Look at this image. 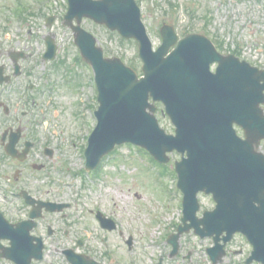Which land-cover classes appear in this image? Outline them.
<instances>
[{
    "label": "rangeland",
    "instance_id": "obj_1",
    "mask_svg": "<svg viewBox=\"0 0 264 264\" xmlns=\"http://www.w3.org/2000/svg\"><path fill=\"white\" fill-rule=\"evenodd\" d=\"M51 1L0 0V43L3 47L0 59L9 66L12 53L30 55L19 61L24 85L17 90L15 101L19 104V97H24L28 108H31L28 126L31 137L39 140L37 150L46 141L54 156L46 164L44 172L35 174L36 178L31 171L25 170L21 182L25 183L28 177L31 186L38 189L35 195L71 205L64 212L65 216L55 214L46 217V223L56 231L55 246L60 250L76 247L79 253L103 264H158L161 259L163 264H212L206 253L212 241L200 240L193 233L182 237L178 257L169 258L171 248L167 239L175 233L182 216L181 202L174 190L177 181L170 176L172 167L168 172L153 163L146 153L124 145L116 154L106 157L94 183L86 176L72 179L68 175L69 168L77 172L84 169L81 149L90 133L84 122L90 127L94 124L93 112L86 106L98 109V93L93 84L92 69L86 67L82 59L79 60L81 57L74 35L63 25L67 0ZM138 2L156 48L161 44L160 28L165 23L174 25L181 35L187 31V34H200L221 43L220 49L224 54L239 50V57L264 68V0ZM49 17L55 18L53 25H48ZM83 27L98 38L107 57L120 58L139 74L142 73L135 41L122 39L117 33L90 20H85ZM49 35L58 45V54L55 61L44 62L45 38ZM45 68L48 78L44 77ZM47 82L54 86L52 94ZM19 91L21 95H18ZM78 113L82 117L85 114V121ZM157 116L162 127L173 134L174 127L168 117L162 112ZM261 151L264 152V142ZM34 153L33 159L41 163L37 151ZM171 157L170 164L180 160L179 155ZM9 166L7 162L3 170ZM9 175L13 179V172ZM39 176L41 179L37 180ZM59 183H70V186L61 188ZM201 204L203 209L214 208L212 198L205 195L201 196ZM94 209H100L116 221L118 230H102L92 214ZM130 237L134 241L131 250L126 243ZM78 238L83 239L81 247H77ZM251 252L248 242L237 236L227 247L224 261L219 264H244ZM55 261L67 264L60 258Z\"/></svg>",
    "mask_w": 264,
    "mask_h": 264
},
{
    "label": "water",
    "instance_id": "obj_2",
    "mask_svg": "<svg viewBox=\"0 0 264 264\" xmlns=\"http://www.w3.org/2000/svg\"><path fill=\"white\" fill-rule=\"evenodd\" d=\"M69 1L68 25L75 18L80 25L88 17L126 38H136L145 63V78L139 80L119 59H104L92 35L80 26L72 27L77 46L96 72L100 91L99 125L87 152L89 164L95 166L116 144L125 142L146 148L161 162L168 161L166 152L173 149L187 152L188 159L177 164L185 194L184 221L195 218L198 192L213 194L217 208L206 213L199 224L208 234L226 232V240L235 232L244 233L264 262V155L257 152L264 139L260 109L264 72L219 57L221 68L211 76L214 48L196 35L181 41L166 58L177 39L172 28L162 30L164 46L154 53L134 0ZM48 45L54 56L56 47L52 41ZM150 97L166 105L177 127L176 137L166 136L154 116L147 113V109L155 110L148 103ZM234 123L245 129V141L237 137ZM174 245L177 248L176 241Z\"/></svg>",
    "mask_w": 264,
    "mask_h": 264
},
{
    "label": "flooded vegetation",
    "instance_id": "obj_3",
    "mask_svg": "<svg viewBox=\"0 0 264 264\" xmlns=\"http://www.w3.org/2000/svg\"><path fill=\"white\" fill-rule=\"evenodd\" d=\"M0 49H3L1 43ZM2 55L3 53L0 52V57ZM11 57H13V53L11 54ZM11 61H13L12 58ZM0 68H3V73L0 74V179L6 185L9 184L11 190L10 194L12 195V197H10L11 201L13 198H18L23 203L24 207L17 209V219L12 220L13 223H16L21 221L20 216L25 208H28V216L30 215L31 208L27 206L25 207V201L22 198L24 192H28L32 196H35L36 199L42 200L41 195H35V192L38 189L31 186L28 177L26 178L25 183L21 182L23 179L22 177L24 176V171H31V175L35 176V174H37L35 166L41 165L44 169H46L47 166L41 163L38 164V162L33 159L37 142L29 133L30 128L28 125L30 124L29 119L31 110L28 108V102L24 101L22 97H19V104L15 101L18 92L17 90H21L24 85L22 79L23 74L16 75L15 64L12 65L11 71L8 68V64L2 62L1 59ZM19 94L21 95V91H19L18 95ZM12 144H16L17 159L12 158L7 153V146ZM7 162H9L10 166L7 168L6 173L3 169L6 167ZM13 166L17 167L14 168ZM9 172H13V179L9 175ZM39 193L41 194L40 190ZM12 203L13 202L10 204ZM9 205L0 209L13 213L12 208L9 207Z\"/></svg>",
    "mask_w": 264,
    "mask_h": 264
}]
</instances>
